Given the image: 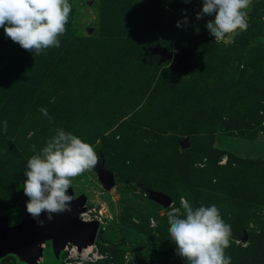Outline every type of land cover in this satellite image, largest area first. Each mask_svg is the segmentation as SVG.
Here are the masks:
<instances>
[{"label":"rangeland","instance_id":"374dc122","mask_svg":"<svg viewBox=\"0 0 264 264\" xmlns=\"http://www.w3.org/2000/svg\"><path fill=\"white\" fill-rule=\"evenodd\" d=\"M70 3L61 46L41 55L0 29V218L21 225L31 146L42 149L59 128L94 146L115 185L105 189L95 168L72 178L73 197L85 198L84 218L100 222L97 250L69 258L74 245L55 255L48 241L39 264H186L173 251L160 257L143 239L172 242L167 211L181 197L219 208L232 227L231 264H264V156L234 154L249 153L248 142L264 150V0H253L247 31L220 43L205 27L212 17L196 19L202 0ZM182 10L189 23L177 28ZM156 48L172 58L161 61ZM146 191L172 204L155 213ZM139 193L146 198L132 195ZM121 195L132 208L117 203ZM122 227L142 238L131 232L126 240ZM0 264L27 263L8 254Z\"/></svg>","mask_w":264,"mask_h":264},{"label":"clouds","instance_id":"9594fccd","mask_svg":"<svg viewBox=\"0 0 264 264\" xmlns=\"http://www.w3.org/2000/svg\"><path fill=\"white\" fill-rule=\"evenodd\" d=\"M252 3L253 0H202L196 19L212 17L205 27L215 42H224L247 31ZM182 11L184 19L177 22V28L189 23L186 11ZM71 12L70 0H0V29L23 50L41 55L61 46ZM40 111L47 116L46 109ZM3 126L6 132V120ZM31 147L35 154L28 159L23 173L26 211L33 218L44 212L59 213L72 200L67 194L72 178L95 168L99 156L93 145L59 128L42 149ZM167 223L176 254L186 264H231L225 250L231 246L232 227L223 220L216 205L193 207L181 197L180 207L173 205L167 211Z\"/></svg>","mask_w":264,"mask_h":264},{"label":"water","instance_id":"95a60500","mask_svg":"<svg viewBox=\"0 0 264 264\" xmlns=\"http://www.w3.org/2000/svg\"><path fill=\"white\" fill-rule=\"evenodd\" d=\"M154 52L161 56V61L172 58V53L165 49L156 48ZM95 172L105 189L110 190L115 185L114 175L105 172L102 165L96 166ZM67 194L72 200L65 210L59 213L44 212L33 218L25 207L21 225L15 226H9L5 218H0V258L15 254L27 264H39V258L43 255L42 244L45 242L51 241L55 255H58L68 243L74 245L78 252L92 246L100 224L96 220L83 221L80 216L86 212L85 198H74L71 190ZM145 195L165 208L172 204L171 200L161 193L146 191Z\"/></svg>","mask_w":264,"mask_h":264},{"label":"crops","instance_id":"0c3cea01","mask_svg":"<svg viewBox=\"0 0 264 264\" xmlns=\"http://www.w3.org/2000/svg\"><path fill=\"white\" fill-rule=\"evenodd\" d=\"M215 143L218 145H221V146H223L224 144L223 143H227V142H224V140L223 139H219V138H217L216 140H215ZM245 143V142H244ZM248 146H246V148L247 149H251V151L249 152V153H246L245 151L243 152L244 153V155H241V154H238V153H236V152H234L233 150H232V153L234 152V154L236 155V156H238V157H241V158H245V159H256V158H260V157H258V156H264V150H261L260 151V148H257V145L256 144H254L256 147H251L252 145H249V144H252L251 142H248V143H246ZM216 146V145H215ZM217 148H223V147H219V146H216ZM238 149V148H237ZM224 150V149H223ZM240 150V149H239ZM231 152V151H230ZM252 154V155H251ZM246 155V156H245ZM261 159H263V158H261ZM109 191V190H108ZM129 195H131V194H129ZM132 195H142L143 197H145L144 196V194H141V193H139V194H132ZM123 195H121V199H120V201L119 200H117V203L118 204H121V205H125V206H129V207H131V206H133L131 203H130V198H129V202H124L123 200H122V197ZM146 198V197H145ZM148 199V198H147ZM133 201L135 202V203H137V201H135V199L133 198ZM151 201V200H150ZM152 202H154V201H152ZM154 203H156V202H154ZM132 208V207H131ZM134 208V207H133ZM158 208L160 209V206H159V204L158 203H156V206H155V208H152V210H154L155 211V213L158 211ZM135 210H136V208H134ZM146 215H148V216H150V217H152L148 212H146ZM157 215V214H156ZM121 232H122V234H123V236L126 238V240H130V238H133L134 237V235L132 236V233L131 232H133L132 230H130V229H128V228H126V227H122L121 228ZM133 233H135L136 235H137V238L139 239L140 237L142 238V235L141 234H139L138 232H133ZM145 241V243L147 242H149L150 243V248H152V249H155L157 252H160L161 254L159 255L160 257H162V258H165V259H170V255H169V253L171 252V251H173V252H176V245L174 244V243H164V244H157V245H154L153 244V241H151L150 239H146V237L145 238H143ZM151 241V242H150ZM157 243V242H156ZM131 246V245H130ZM131 250H133V251H136V252H142L140 249H139V247L138 246H136V247H133V246H131ZM182 259V258H181ZM182 261H183V259H182Z\"/></svg>","mask_w":264,"mask_h":264},{"label":"built area","instance_id":"2783aa9c","mask_svg":"<svg viewBox=\"0 0 264 264\" xmlns=\"http://www.w3.org/2000/svg\"><path fill=\"white\" fill-rule=\"evenodd\" d=\"M88 213V211H86V212H84L83 214H81V219L83 220V221H85V222H90V221H95V220H91V219H86V218H84V216L86 215ZM96 221H98L99 222V220H96ZM99 224H100V222H99ZM90 247H92V249H91V251H90V253H92V251L95 249V251L97 250L96 249V246L95 245H92V246H90ZM77 248H75V247H73V249H71V251H69V258H72V257H74L75 255H77L78 253H81L82 254V252H83V250L81 251V252H78L77 250H76ZM65 250H68V248H67V245L64 247V251ZM78 252V253H77ZM89 253V254H90ZM83 255V254H82ZM96 255L97 254H93V259H95L96 260Z\"/></svg>","mask_w":264,"mask_h":264},{"label":"trees","instance_id":"16d2710c","mask_svg":"<svg viewBox=\"0 0 264 264\" xmlns=\"http://www.w3.org/2000/svg\"><path fill=\"white\" fill-rule=\"evenodd\" d=\"M241 159H243V160H251V159H245V158H241ZM117 180L119 181V182H126V180H124L123 178H120V177H118L117 178ZM250 239H252L253 241L256 239L255 238V235H249V240ZM256 241V240H255ZM259 242V240H257V243Z\"/></svg>","mask_w":264,"mask_h":264},{"label":"bare ground","instance_id":"6f19581e","mask_svg":"<svg viewBox=\"0 0 264 264\" xmlns=\"http://www.w3.org/2000/svg\"><path fill=\"white\" fill-rule=\"evenodd\" d=\"M92 247H87L86 249L83 250L82 254H87L90 253Z\"/></svg>","mask_w":264,"mask_h":264}]
</instances>
